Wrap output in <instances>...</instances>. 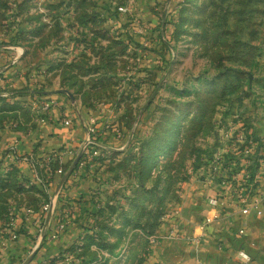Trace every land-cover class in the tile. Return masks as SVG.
Here are the masks:
<instances>
[{"label": "rangeland", "instance_id": "obj_1", "mask_svg": "<svg viewBox=\"0 0 264 264\" xmlns=\"http://www.w3.org/2000/svg\"><path fill=\"white\" fill-rule=\"evenodd\" d=\"M60 99L143 141L119 163L129 180L56 264H159V250L193 242L182 222L204 216L202 187L264 172V0H0V138L30 136ZM159 134L172 143L139 175L142 144ZM34 187L0 168V264L15 214L47 200Z\"/></svg>", "mask_w": 264, "mask_h": 264}, {"label": "crops", "instance_id": "obj_2", "mask_svg": "<svg viewBox=\"0 0 264 264\" xmlns=\"http://www.w3.org/2000/svg\"><path fill=\"white\" fill-rule=\"evenodd\" d=\"M44 116L41 113V119ZM95 118V130L99 135L96 139L103 149L100 157L94 160L82 152L88 137L85 126L89 119L83 114H74L73 109L61 99L30 136L12 130L1 133V170L16 167L26 181L41 188L31 166L14 161L13 148L17 156L30 157L37 162L42 175L47 174L45 165L50 169L49 188L46 191L41 188L42 194L38 193L48 201L45 199L40 204L38 212L31 209L32 215L25 211L22 212L24 218H19L18 212L15 214L17 218L1 241V250L4 251L2 264H56L61 257H71L70 250L81 245L90 232L88 228L93 229L94 221L99 218L94 216L98 206L107 198L114 197L124 185L121 178L126 175L119 173V163L128 157L126 148L129 147L128 152H134L136 144L143 141L142 132L137 130L128 138H116L111 132L113 127L107 126L111 119ZM66 120L71 122L66 124ZM80 154L77 169L61 186ZM67 166L68 171L58 175L57 169ZM130 182L133 181L127 183ZM260 183L258 190L264 192V178ZM209 184L210 187H202L204 216L201 218L199 213H191L182 222L194 241L184 243L182 250H159V264H264V206L262 215L256 210L245 215L219 186ZM219 191L220 196L217 194ZM245 191L247 196L254 197L257 190L246 186ZM214 200L218 205L212 204ZM50 201L53 202L52 211H43L41 206ZM62 219L66 227L64 231H58ZM54 234L55 238L52 237Z\"/></svg>", "mask_w": 264, "mask_h": 264}, {"label": "built area", "instance_id": "obj_3", "mask_svg": "<svg viewBox=\"0 0 264 264\" xmlns=\"http://www.w3.org/2000/svg\"><path fill=\"white\" fill-rule=\"evenodd\" d=\"M121 11L123 13H127L126 9H124V10L121 9ZM53 101L54 100H49L46 103H44V105L41 107V112L45 115L44 118L41 119V122H44L47 119V117L51 111V108L55 105V102H53ZM70 122H71L70 120H66L64 123L69 124ZM85 129H86L88 137H87L86 142L83 145L82 152H83V154L89 156L90 159H93V160L98 159L101 155V149H103V147L99 144V142L96 139L97 132L95 130V127H94V125L88 123L85 126ZM114 131H115L117 138H121L120 130L116 129ZM231 139H232L231 136H227V135L224 136V143L226 145H228V142L231 144L234 143V142H232ZM241 139H243L242 136H241ZM237 142H241V140H237ZM11 152H12V157L14 158V161L22 162V163L25 162L31 166L32 170L34 171L37 184H39L40 187L46 191L49 188V172H50V169H49L48 165L44 166L46 168L47 174L42 175L40 173V170H39V168H40L39 165L32 158L26 157V156H23V157L17 156L16 150L14 148L12 149ZM245 153L247 154V152H245ZM234 157H237V154H234ZM234 157H230L229 164L235 168L239 164L237 163V161H235ZM232 159H234V160L231 161ZM236 159H240V158H236ZM213 166H214L213 164L210 166V170H212ZM57 173H58V175H64L65 174L62 167L57 169ZM252 173L253 174L255 173L254 181L250 182L249 187L253 188L254 190H257L254 197L253 196L250 197V196H247L245 194L246 193V191H245L246 187L242 183L243 182V179L241 178L242 175H238V176L235 175V176H230V177L226 175V177H225L223 175V172L219 173V175L221 176V180L218 183L219 185L216 184V187L219 186V188L222 190L223 193H227L229 199L232 202H236V204H238V206L241 207V212L243 214L248 215L251 212V210H256V212L259 215H262L263 210H261V209L264 206V192H261L258 190V185L261 184L260 182L264 178V172H260V169L258 167L256 169V171L252 172ZM230 178H232V179L228 180ZM233 181H235V182H233ZM217 194H218V196H220V194H221L220 191L217 192ZM212 204L215 206L218 205L217 200H214ZM52 209H53V202L52 201L46 203L42 207V210H44L45 212L52 211ZM26 213L28 215H32V210L27 209ZM65 227H66L65 221L63 219L60 220L57 230L58 231H64ZM52 237L55 238L56 234H54ZM13 238L15 239L16 237L14 236ZM192 241H194V240H192Z\"/></svg>", "mask_w": 264, "mask_h": 264}, {"label": "trees", "instance_id": "obj_4", "mask_svg": "<svg viewBox=\"0 0 264 264\" xmlns=\"http://www.w3.org/2000/svg\"><path fill=\"white\" fill-rule=\"evenodd\" d=\"M165 133L170 134L168 133V130H166ZM171 134H172V131H171ZM171 141L172 140H171L170 135L164 136V135L159 134L158 136L156 135L154 138H151L150 140H147L146 142H144L143 143L144 145L142 144L143 147L141 150V158H140L141 160L138 165L139 175L146 172V170L148 169L149 162L152 161V159H156L155 156L159 155V153L164 154L169 149V146L172 143ZM83 158H84V155L82 156V159ZM56 168H58V165L56 166ZM68 169H69L68 166L66 168L63 167L64 172H67ZM33 186H35L34 189L38 193L42 194L43 191L41 188H38L34 184Z\"/></svg>", "mask_w": 264, "mask_h": 264}, {"label": "water", "instance_id": "obj_5", "mask_svg": "<svg viewBox=\"0 0 264 264\" xmlns=\"http://www.w3.org/2000/svg\"><path fill=\"white\" fill-rule=\"evenodd\" d=\"M81 159V154L77 157V159L75 160V162L73 163L72 167L69 169V171L67 172V174L65 175V177L63 178V181L61 183V186L64 184V182L72 175V173L74 172V169L76 168V166L78 165V162ZM60 186V187H61Z\"/></svg>", "mask_w": 264, "mask_h": 264}]
</instances>
